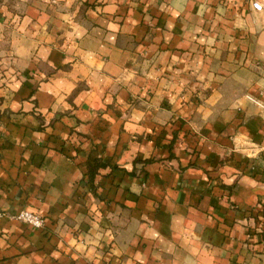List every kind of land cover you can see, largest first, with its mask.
Wrapping results in <instances>:
<instances>
[{
	"label": "crops",
	"instance_id": "1",
	"mask_svg": "<svg viewBox=\"0 0 264 264\" xmlns=\"http://www.w3.org/2000/svg\"><path fill=\"white\" fill-rule=\"evenodd\" d=\"M263 70L246 0H0V264H264Z\"/></svg>",
	"mask_w": 264,
	"mask_h": 264
},
{
	"label": "built area",
	"instance_id": "2",
	"mask_svg": "<svg viewBox=\"0 0 264 264\" xmlns=\"http://www.w3.org/2000/svg\"><path fill=\"white\" fill-rule=\"evenodd\" d=\"M252 7V9L262 12L264 11V0H246ZM15 219L25 222L36 228H41L45 225V218L33 211L22 209L15 213L13 216Z\"/></svg>",
	"mask_w": 264,
	"mask_h": 264
},
{
	"label": "trees",
	"instance_id": "3",
	"mask_svg": "<svg viewBox=\"0 0 264 264\" xmlns=\"http://www.w3.org/2000/svg\"><path fill=\"white\" fill-rule=\"evenodd\" d=\"M99 166H100V163L99 162L95 166H93V167L90 166V169H89V172H88V179L92 183L94 181V177H95V174H96V170H97V168Z\"/></svg>",
	"mask_w": 264,
	"mask_h": 264
},
{
	"label": "rangeland",
	"instance_id": "4",
	"mask_svg": "<svg viewBox=\"0 0 264 264\" xmlns=\"http://www.w3.org/2000/svg\"><path fill=\"white\" fill-rule=\"evenodd\" d=\"M262 21H263V19H262ZM257 64H258V66H262V65H260L259 61L257 62ZM263 72H264V70H263Z\"/></svg>",
	"mask_w": 264,
	"mask_h": 264
}]
</instances>
